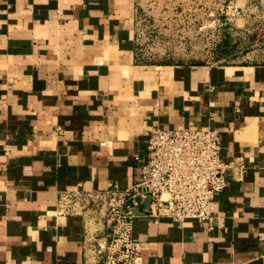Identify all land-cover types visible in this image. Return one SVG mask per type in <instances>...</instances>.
I'll list each match as a JSON object with an SVG mask.
<instances>
[{
    "label": "crops",
    "instance_id": "obj_1",
    "mask_svg": "<svg viewBox=\"0 0 264 264\" xmlns=\"http://www.w3.org/2000/svg\"><path fill=\"white\" fill-rule=\"evenodd\" d=\"M133 5L0 0V264H100L58 198L130 186L152 127L217 129L231 166L211 226L138 204L134 264H264V64L140 63Z\"/></svg>",
    "mask_w": 264,
    "mask_h": 264
},
{
    "label": "built area",
    "instance_id": "obj_2",
    "mask_svg": "<svg viewBox=\"0 0 264 264\" xmlns=\"http://www.w3.org/2000/svg\"><path fill=\"white\" fill-rule=\"evenodd\" d=\"M145 148L146 161L135 167V179L127 188L110 183L104 191L78 189L58 198V214H82L86 223L102 224V231L96 230L88 242L100 264H134L139 256L141 246L132 225L140 203L137 196L149 198L144 216L213 223L209 205L226 186L224 173L231 166L220 158L219 130L152 127ZM243 170L239 163L238 174Z\"/></svg>",
    "mask_w": 264,
    "mask_h": 264
},
{
    "label": "rangeland",
    "instance_id": "obj_3",
    "mask_svg": "<svg viewBox=\"0 0 264 264\" xmlns=\"http://www.w3.org/2000/svg\"><path fill=\"white\" fill-rule=\"evenodd\" d=\"M140 63L264 64V0H133Z\"/></svg>",
    "mask_w": 264,
    "mask_h": 264
},
{
    "label": "water",
    "instance_id": "obj_4",
    "mask_svg": "<svg viewBox=\"0 0 264 264\" xmlns=\"http://www.w3.org/2000/svg\"><path fill=\"white\" fill-rule=\"evenodd\" d=\"M135 199L140 201L145 206V208L147 207V205L149 203V198H143L142 199L139 196H137ZM137 212H138V210H137Z\"/></svg>",
    "mask_w": 264,
    "mask_h": 264
}]
</instances>
